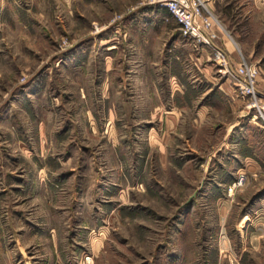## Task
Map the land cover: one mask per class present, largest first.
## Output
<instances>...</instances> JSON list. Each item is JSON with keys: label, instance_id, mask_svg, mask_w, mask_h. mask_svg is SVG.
Returning <instances> with one entry per match:
<instances>
[{"label": "rangeland", "instance_id": "obj_1", "mask_svg": "<svg viewBox=\"0 0 264 264\" xmlns=\"http://www.w3.org/2000/svg\"><path fill=\"white\" fill-rule=\"evenodd\" d=\"M151 1L0 0V264H264V0L206 12L256 107Z\"/></svg>", "mask_w": 264, "mask_h": 264}, {"label": "built area", "instance_id": "obj_2", "mask_svg": "<svg viewBox=\"0 0 264 264\" xmlns=\"http://www.w3.org/2000/svg\"><path fill=\"white\" fill-rule=\"evenodd\" d=\"M213 0H152L151 3L165 7L179 23L184 34L213 51L217 72L231 78L235 89L243 96L254 99L261 93L257 87L258 67L246 62H235L228 51L217 42L214 24L217 21L208 12V4ZM264 109V105L261 106ZM264 119V110L260 115ZM264 121V120H263ZM232 190V188H231Z\"/></svg>", "mask_w": 264, "mask_h": 264}, {"label": "crops", "instance_id": "obj_3", "mask_svg": "<svg viewBox=\"0 0 264 264\" xmlns=\"http://www.w3.org/2000/svg\"><path fill=\"white\" fill-rule=\"evenodd\" d=\"M225 39L221 38V44H223L225 46Z\"/></svg>", "mask_w": 264, "mask_h": 264}]
</instances>
